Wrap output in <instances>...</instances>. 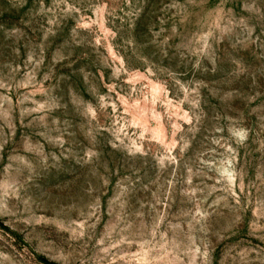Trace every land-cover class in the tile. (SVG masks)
Masks as SVG:
<instances>
[{
  "label": "rangeland",
  "instance_id": "obj_1",
  "mask_svg": "<svg viewBox=\"0 0 264 264\" xmlns=\"http://www.w3.org/2000/svg\"><path fill=\"white\" fill-rule=\"evenodd\" d=\"M0 264H264V0H0Z\"/></svg>",
  "mask_w": 264,
  "mask_h": 264
},
{
  "label": "bare ground",
  "instance_id": "obj_2",
  "mask_svg": "<svg viewBox=\"0 0 264 264\" xmlns=\"http://www.w3.org/2000/svg\"><path fill=\"white\" fill-rule=\"evenodd\" d=\"M161 126V125H160ZM162 127V126H161ZM162 129V128H161ZM161 129H160V131L159 132H161Z\"/></svg>",
  "mask_w": 264,
  "mask_h": 264
}]
</instances>
